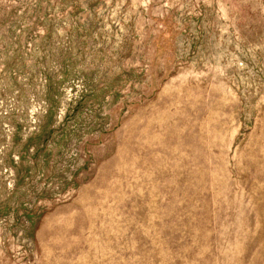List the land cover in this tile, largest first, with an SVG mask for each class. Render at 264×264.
Segmentation results:
<instances>
[{
	"label": "rangeland",
	"instance_id": "1",
	"mask_svg": "<svg viewBox=\"0 0 264 264\" xmlns=\"http://www.w3.org/2000/svg\"><path fill=\"white\" fill-rule=\"evenodd\" d=\"M0 264H264V0H0Z\"/></svg>",
	"mask_w": 264,
	"mask_h": 264
}]
</instances>
